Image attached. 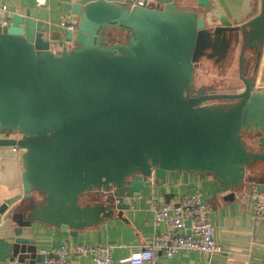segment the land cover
<instances>
[{
    "label": "water",
    "instance_id": "1",
    "mask_svg": "<svg viewBox=\"0 0 264 264\" xmlns=\"http://www.w3.org/2000/svg\"><path fill=\"white\" fill-rule=\"evenodd\" d=\"M72 2L71 46L57 52L27 12L0 24V132L19 135L0 146L15 147L21 167V193L0 203V262L40 261L22 235L31 222L75 234L120 215L123 198L151 176L162 183L166 171L208 173L233 189L248 166L264 164V91L241 72L244 52L256 62L264 44V0L236 26L209 0H195L202 13L175 0ZM231 47L241 87L194 91L199 60L226 58ZM243 132L257 133L259 150L243 144Z\"/></svg>",
    "mask_w": 264,
    "mask_h": 264
},
{
    "label": "crops",
    "instance_id": "2",
    "mask_svg": "<svg viewBox=\"0 0 264 264\" xmlns=\"http://www.w3.org/2000/svg\"><path fill=\"white\" fill-rule=\"evenodd\" d=\"M177 1L175 0V3ZM209 2L211 10L216 8L215 10H218L231 26H236L258 12L260 0H209ZM181 4V9L202 13V7L197 6L195 0H181ZM26 12L34 21L35 29L41 31L44 40L57 41V44L49 46L53 52L59 51L62 46H71L64 38V34L77 19L72 0H0V24L8 23L13 14L25 15ZM210 15V12L204 13L206 22L217 24L215 20L209 21ZM238 51V47L231 48L223 65L211 62L214 66L224 67L219 70L215 67L216 72L209 77L206 76L208 80H226L227 73L231 71L230 66L234 63L237 66ZM200 64L198 62L196 66ZM251 66H253L252 73H250ZM241 67L244 71L243 75L253 81L254 88L264 91V44L256 62L249 51L244 52ZM235 75L237 76V73ZM203 77L205 76L201 78ZM228 83L230 82L224 81L225 86H229ZM239 87H241L240 83ZM18 153V151L13 152L9 146H0V203L4 198L21 193V167ZM250 167L251 169L247 168L248 175L243 178L241 186L233 190L208 173L166 171L162 183H154L151 176L150 183L144 185L136 197L123 198L127 207L121 210L120 215L114 210L110 217L102 219L94 226L78 229L75 234L68 229L33 221L29 227L22 229V235L33 240L37 253L39 249L56 248L61 244L97 246L110 244L112 250L108 264H131L125 260L131 252L147 245L154 234L167 230L165 222H154L151 201L172 203L183 196L197 195L201 201L210 206L212 237L220 247V252L208 255L178 249L167 258L157 250L158 263L264 264V224L253 221V203L250 197L254 189H264V164L255 162ZM33 196L40 198L37 193H33ZM80 201L85 200L82 198ZM4 226L6 222L1 220L0 237L6 238L2 231ZM0 264L17 263L5 260ZM66 264H94V262L87 255H70Z\"/></svg>",
    "mask_w": 264,
    "mask_h": 264
},
{
    "label": "built area",
    "instance_id": "3",
    "mask_svg": "<svg viewBox=\"0 0 264 264\" xmlns=\"http://www.w3.org/2000/svg\"><path fill=\"white\" fill-rule=\"evenodd\" d=\"M0 133L11 134L5 131ZM17 137L19 135L11 138ZM11 150L18 151L15 147H11ZM250 197L253 203V221L264 224V189H254ZM151 207L154 222H165L167 230L154 234L147 245L131 252L125 258L129 263L159 264L157 250L167 258H170L178 249L208 255L220 252V247L212 237V226L209 220L210 206L201 201L197 195L183 196L172 203L152 200ZM111 250L110 244L102 246L61 244L56 248L39 249L38 253L42 264H66L70 255H87L91 257L94 264H108L111 259Z\"/></svg>",
    "mask_w": 264,
    "mask_h": 264
},
{
    "label": "rangeland",
    "instance_id": "4",
    "mask_svg": "<svg viewBox=\"0 0 264 264\" xmlns=\"http://www.w3.org/2000/svg\"><path fill=\"white\" fill-rule=\"evenodd\" d=\"M178 7H180L181 4V0H178L177 3ZM181 8V7H180ZM108 32V31H107ZM110 33V39L114 40V41H121L122 39L120 37H118L117 34H115L114 32ZM199 62L201 63L200 65L196 66V72H195V77H194V87H204L207 88V91H220V90H227V91H232L238 89L239 86V82L236 80V67L238 70V60H237V66H235V63L233 66H230L231 71L229 73H227V81H229L230 83H228L229 86H225L224 81L221 80H215V81H209L208 78L206 76H210V74H214L216 72L215 67L213 64H211V62L206 61L204 58H201L199 60ZM229 65V63H228ZM241 66H242V60H241ZM218 72V71H217ZM241 72L242 74L244 73L243 68L241 67ZM220 74V73H219ZM202 76H205L203 78H201ZM238 76V74H237ZM217 78V77H216ZM238 79V77H237ZM239 80V79H238ZM256 137H257V133H247V132H243L241 133V140L243 142V144L249 148V149H253L256 148ZM248 169H251L250 166L247 167ZM238 188V187H236ZM230 190H233L231 188H229Z\"/></svg>",
    "mask_w": 264,
    "mask_h": 264
},
{
    "label": "flooded vegetation",
    "instance_id": "5",
    "mask_svg": "<svg viewBox=\"0 0 264 264\" xmlns=\"http://www.w3.org/2000/svg\"><path fill=\"white\" fill-rule=\"evenodd\" d=\"M109 31V30H108ZM110 32L111 33H113L112 32V30H110ZM232 48V47H231ZM248 51H250V50H248ZM206 61H209V62H212V63H217V64H220L221 63V65H223V64H225V61L227 60L226 58H221V59H218V58H216V55L212 58V59H210V60H207V59H205ZM224 62V63H223ZM196 67V66H195ZM195 67H194V77H195ZM214 67H216V68H218V70L219 69H221V67H224V66H214ZM252 69H253V66H251L250 67V73H252ZM236 73L238 74V72H237V69H236ZM194 77H193V82H194ZM237 77L238 76H236V80L241 84V82H240V80H238L237 79ZM246 77V76H245ZM246 78H248V77H246ZM193 86H192V88H193V90L194 91H196L198 88H201L202 90H204V92L206 93V92H219V91H207V88H204L203 86L202 87H194V84H192ZM240 88V87H239ZM236 90V89H235ZM233 91V90H232ZM229 92V91H228ZM211 104H215V103H218L217 101H211L210 102ZM11 133V132H10ZM251 134V133H250ZM8 135H10V136H8ZM15 136H18V134L17 133H11V134H5V133H0V137H4V138H11V137H15ZM250 150H259V148L258 147H256V148H253V149H250ZM257 162V161H256ZM255 163V162H254ZM253 163V164H254ZM253 164H251V165H253ZM250 165V166H251Z\"/></svg>",
    "mask_w": 264,
    "mask_h": 264
}]
</instances>
